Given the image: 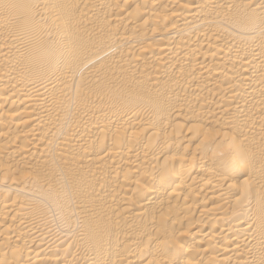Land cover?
I'll use <instances>...</instances> for the list:
<instances>
[{"label": "bare ground", "instance_id": "bare-ground-1", "mask_svg": "<svg viewBox=\"0 0 264 264\" xmlns=\"http://www.w3.org/2000/svg\"><path fill=\"white\" fill-rule=\"evenodd\" d=\"M0 264H264V0H0Z\"/></svg>", "mask_w": 264, "mask_h": 264}]
</instances>
